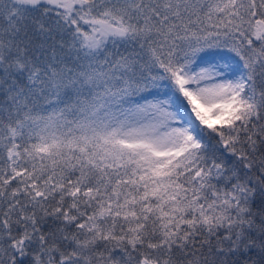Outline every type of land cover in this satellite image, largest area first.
Instances as JSON below:
<instances>
[{"label": "snow or ice", "instance_id": "obj_1", "mask_svg": "<svg viewBox=\"0 0 264 264\" xmlns=\"http://www.w3.org/2000/svg\"><path fill=\"white\" fill-rule=\"evenodd\" d=\"M0 264H264V0H0Z\"/></svg>", "mask_w": 264, "mask_h": 264}]
</instances>
